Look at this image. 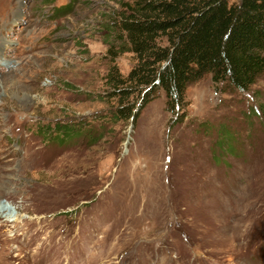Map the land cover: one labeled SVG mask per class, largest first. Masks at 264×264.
Here are the masks:
<instances>
[{"label":"rangeland","instance_id":"374dc122","mask_svg":"<svg viewBox=\"0 0 264 264\" xmlns=\"http://www.w3.org/2000/svg\"><path fill=\"white\" fill-rule=\"evenodd\" d=\"M137 1L0 0V264H264V74L114 121Z\"/></svg>","mask_w":264,"mask_h":264},{"label":"trees","instance_id":"16d2710c","mask_svg":"<svg viewBox=\"0 0 264 264\" xmlns=\"http://www.w3.org/2000/svg\"><path fill=\"white\" fill-rule=\"evenodd\" d=\"M119 30L135 64L125 76L115 66L107 74L117 122L136 121L162 90L179 124L187 88L204 76L247 92L264 74V0H139ZM58 129L60 141L71 134Z\"/></svg>","mask_w":264,"mask_h":264},{"label":"bare ground","instance_id":"6f19581e","mask_svg":"<svg viewBox=\"0 0 264 264\" xmlns=\"http://www.w3.org/2000/svg\"><path fill=\"white\" fill-rule=\"evenodd\" d=\"M262 185V184H261ZM263 186V185H262Z\"/></svg>","mask_w":264,"mask_h":264}]
</instances>
